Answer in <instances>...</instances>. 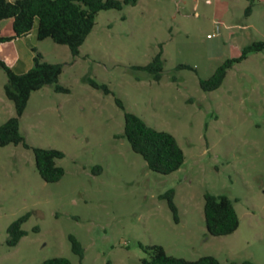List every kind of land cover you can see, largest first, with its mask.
I'll return each instance as SVG.
<instances>
[{"label":"rangeland","instance_id":"obj_1","mask_svg":"<svg viewBox=\"0 0 264 264\" xmlns=\"http://www.w3.org/2000/svg\"><path fill=\"white\" fill-rule=\"evenodd\" d=\"M260 40L264 0H138L120 11H100L76 57L50 38L19 41L23 59L36 49L44 60L63 64L59 84L70 92H56L55 85L33 92L20 131L31 147L62 151L57 165L65 174L46 183L32 149L0 147V264L53 257L71 264H142L141 245L154 244L187 260L210 255L221 264H264V51L235 64L218 89L199 85ZM160 45L164 70L155 81L133 66L151 62ZM6 82L0 68V125L15 115ZM115 98L177 139L185 154L179 170L151 171L132 151ZM95 166L100 173L92 172ZM170 189L178 222L160 198ZM205 193L234 201L239 227L232 234L207 233ZM27 213L26 235L8 246V227ZM70 234L84 248L82 260L72 252Z\"/></svg>","mask_w":264,"mask_h":264},{"label":"trees","instance_id":"obj_2","mask_svg":"<svg viewBox=\"0 0 264 264\" xmlns=\"http://www.w3.org/2000/svg\"><path fill=\"white\" fill-rule=\"evenodd\" d=\"M138 0H0V21L12 20L14 36L1 37L0 42L14 38H23L32 31L36 33L37 41L50 38L59 45L69 47L74 57L80 53V47L92 32L98 13L102 10H122L126 5H136ZM251 6L246 10L250 15ZM157 53L151 62L144 66H133L153 75L155 81H160L164 70L163 50ZM264 51V40L254 41L245 46L238 57L228 58L219 65L208 78L199 79L203 91L218 89L226 75L235 64L245 60L249 54ZM33 66L25 72H17L5 61L0 59V68L7 75L4 94L15 109V115L0 125V147L22 145L32 149L36 169L46 183H55L65 174L63 167L57 165V160L64 153L57 149L31 147L20 131V119L24 114L31 94L46 85H55L56 92L69 93L70 90L59 84L63 64L50 63L44 60L41 53L33 49ZM179 69H191L188 65L180 64ZM90 84L101 89L105 94L111 90L105 84L90 81ZM116 105L124 111V137L132 151L140 155L151 171L163 175L179 170L185 162V154L177 139L169 132L157 130L149 126L142 118L134 113L125 111L122 101L115 98ZM101 166L92 169L94 174L101 171ZM175 191L168 190L160 196L166 200L175 222H178V207L175 203ZM30 217L29 213L21 216L8 227L7 245L16 246L26 235L22 225ZM204 218L207 233L212 236L232 234L239 227V217L234 207V201L225 195L204 194ZM69 241L72 252L80 258L84 257V248L76 236L70 234ZM141 248L146 253L142 264H221L214 256H202L196 260H187L169 255L161 245H149ZM40 264H71L66 257H53ZM81 264H83L81 262ZM242 264H254L244 261Z\"/></svg>","mask_w":264,"mask_h":264},{"label":"crops","instance_id":"obj_3","mask_svg":"<svg viewBox=\"0 0 264 264\" xmlns=\"http://www.w3.org/2000/svg\"><path fill=\"white\" fill-rule=\"evenodd\" d=\"M0 36L9 38L14 36L11 19L0 21ZM21 40H27L30 44H34L37 41L35 31H32L23 38H14L9 41L0 42V59L17 72H25L33 66V55L27 60L23 59L20 55L17 43Z\"/></svg>","mask_w":264,"mask_h":264}]
</instances>
